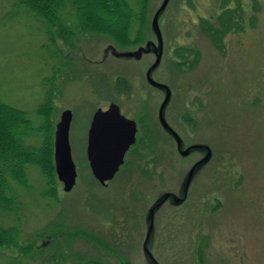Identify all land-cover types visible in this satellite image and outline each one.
<instances>
[{
	"label": "rangeland",
	"instance_id": "1",
	"mask_svg": "<svg viewBox=\"0 0 264 264\" xmlns=\"http://www.w3.org/2000/svg\"><path fill=\"white\" fill-rule=\"evenodd\" d=\"M163 1L150 0L143 41L133 48L91 35L69 45L57 40L60 61L77 67L81 76L72 78L71 71L66 82L63 72L73 67H64L49 97L51 85L43 80L52 76L55 60L43 49L49 45L45 27L28 10L0 0V99L24 112L35 129L42 121L38 111L47 120L53 147L46 143L42 157L52 160L54 174L56 125L63 111L73 116L69 143L77 178L72 191L64 193L55 174L57 200L41 197L46 181L32 165L26 166L29 189L17 190L24 203L18 241L44 245L33 261L22 258L21 264H52L56 251L50 250L48 230L54 224L77 229L81 236L71 248L105 264H264V0H255V9L251 0L228 4L225 11L234 15L222 40L207 34L214 35L218 21L230 19L225 13L217 21L222 0H169L159 14L163 50L150 77L170 92L163 117L180 136L179 150L158 119L166 89L146 80L158 53L151 23ZM204 20L210 21L206 32L200 26ZM117 78L125 81L119 90ZM110 103L128 118L158 128V162L148 176L135 166L103 187L89 169L86 139L93 114ZM26 142L41 146L38 133ZM208 154L187 184L192 167ZM105 202L113 215L95 210ZM113 216L124 227L114 239L107 229L116 226ZM0 218L13 222L10 216ZM97 233L116 253L91 241ZM9 250L0 249V264L19 262Z\"/></svg>",
	"mask_w": 264,
	"mask_h": 264
},
{
	"label": "trees",
	"instance_id": "2",
	"mask_svg": "<svg viewBox=\"0 0 264 264\" xmlns=\"http://www.w3.org/2000/svg\"><path fill=\"white\" fill-rule=\"evenodd\" d=\"M17 8L28 10L37 17L45 27V34L49 45L45 49L48 59L55 60L52 76L43 80V85H51L47 89V95L51 97L56 93L57 77L64 67L69 63L61 62L60 47L57 40H62L67 45L78 41L81 37L95 36L107 39L122 48H133L143 41L145 26L147 23L148 4L150 0H11ZM134 5V6H133ZM214 33L217 28L212 27ZM209 31V28L207 29ZM216 40L219 35L214 34L212 38ZM80 41V40H79ZM79 43V42H78ZM73 67V66H70ZM60 71V72H59ZM74 71L76 74L72 78L81 76V71L77 67L70 68V71L63 72L65 81L72 78L68 76ZM99 80H96L98 82ZM125 83L124 79L117 78L115 87L117 90ZM125 86V85H124ZM47 96V99H48ZM49 105V102L46 103ZM41 112V111H40ZM41 124L37 129L32 125L28 116L19 110L9 107L0 99V217L10 216L12 224L7 225L0 218V249L14 252V260L20 259L34 260V255L44 250V245L36 248L35 242L23 243L18 241L21 224V212L24 203L18 195V189L28 190V180L26 176V166H37L46 181V190L41 193V197L56 201L58 188L56 186L55 174L52 167V160L46 156V143L49 148L53 146L52 134L44 116L39 113ZM38 133L41 138V146L34 148L26 143L30 138ZM34 157H42V162L37 163ZM47 158V161L45 160ZM43 164H46L44 166ZM41 165V166H40ZM95 210L110 212V205L101 203L96 205ZM115 221L114 216L111 219ZM118 226L119 222H114ZM5 225V226H4ZM114 226H107L111 235L114 234ZM77 229H70L65 224H54L48 233L53 240L50 245L55 249L56 254H52L51 263L61 264H105L97 259L86 258L81 252L72 249V242L75 237L81 236ZM44 235L46 233H43ZM98 234V233H97ZM113 236V235H112ZM91 241L96 245L106 247V251H113L110 244L100 234L90 236ZM123 244V243H122ZM63 246V247H62ZM123 248V247H122ZM116 253V251H113ZM31 257L33 259H31ZM13 264H21L16 262ZM44 264H48L45 262Z\"/></svg>",
	"mask_w": 264,
	"mask_h": 264
},
{
	"label": "water",
	"instance_id": "3",
	"mask_svg": "<svg viewBox=\"0 0 264 264\" xmlns=\"http://www.w3.org/2000/svg\"><path fill=\"white\" fill-rule=\"evenodd\" d=\"M168 2L169 0L163 1L152 19L151 26L157 38L158 53L156 54L155 62L146 72V80L155 87L166 89L165 98L159 107L158 119L166 131L173 133L163 118V110L169 100L170 92L166 87L154 82L150 77L152 71L159 65L162 57V36L158 26V17ZM71 121L72 113L69 110L63 111L56 125L54 135V167L58 180L63 184V191L65 193L73 189L76 181V170L72 161L69 145ZM135 132V123L121 116L119 107L115 104H111L105 112L99 109L94 113L88 131L86 154L91 173L100 185L104 186L106 182L113 179L123 163L125 152L135 141ZM177 145L179 148L180 145ZM180 154L185 156L188 154V151L185 150ZM208 158L209 154L192 167L188 175L187 184L197 165L207 161ZM169 196L170 195H167L159 202L158 206L162 204L164 200L168 199ZM153 212L152 210L150 213L151 219L153 218ZM151 229L152 227H150L149 231H151Z\"/></svg>",
	"mask_w": 264,
	"mask_h": 264
},
{
	"label": "flooded vegetation",
	"instance_id": "4",
	"mask_svg": "<svg viewBox=\"0 0 264 264\" xmlns=\"http://www.w3.org/2000/svg\"><path fill=\"white\" fill-rule=\"evenodd\" d=\"M230 3H235V2H234V0H222V5H221L222 13L220 15L218 14L217 21L219 20L220 17H225V16H223L225 13L229 14L230 19H228L227 21L224 20V22L218 21L217 24L220 27H216V25L213 26L214 28H217V33H218V34L217 33H214V34L219 35V37H221V40L224 39V36H226V34H228L227 25H229L231 23L232 17L234 15V14H230L229 11H225L226 6ZM251 4H253V7H254L255 0H251ZM254 9H255V7H254ZM223 11H225V12L223 13ZM254 20H255V18L250 17L249 22L253 23ZM209 22H210L209 20H204V24L200 25L201 28L203 29V31H205V32L207 31V29L209 27L208 26L206 27L205 24L207 25V24H209ZM207 34H208V36L212 37V35H210L208 32H207ZM222 47L223 46L220 44L218 46V50L220 51L222 49ZM115 80H117V79H115ZM110 104H112V103H110ZM119 109H120V107H119ZM101 110L106 111L107 108L101 109ZM71 113H72V111H71ZM120 114L123 117H125L126 119L131 120L135 123L136 132H135L134 144L131 145L128 148V150L125 152L124 157H123V163L120 166L118 171L122 172L124 170L125 172H127V170H131V169H133V167L136 166L138 168V170L140 171V173H142V175L148 176L150 174V171H151L150 166L154 165L156 162H158V157H157L158 152L156 149L157 145L155 146L154 144H156L157 140H159L158 134H157V132H159V130L157 127H155V128L153 127V129H150V127L146 125V120H144V119L136 120V119L128 118L121 111V109H120ZM171 130L173 131V133H170L169 131L168 132L166 131V132L170 135L171 138H173L175 140V143L181 145L180 136L178 135V133L173 128H171ZM152 140H155V141L152 143ZM163 140H167L169 142L167 137H166V139H163ZM86 142H87V139H86ZM177 144H176V146H178ZM149 147H150V149H147ZM116 175L114 176V179L116 178ZM109 183H107L106 186H108ZM121 227H122V229L124 228L123 226H114V228H113V231H115V229H116L114 234L116 235V233H117L118 238L120 237L119 229H121ZM123 237L126 238V236L124 234H123ZM112 239H114V236L112 237Z\"/></svg>",
	"mask_w": 264,
	"mask_h": 264
}]
</instances>
